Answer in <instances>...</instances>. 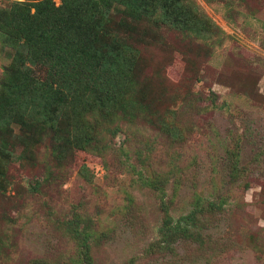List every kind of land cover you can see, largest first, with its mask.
Returning a JSON list of instances; mask_svg holds the SVG:
<instances>
[{
	"label": "rangeland",
	"instance_id": "obj_1",
	"mask_svg": "<svg viewBox=\"0 0 264 264\" xmlns=\"http://www.w3.org/2000/svg\"><path fill=\"white\" fill-rule=\"evenodd\" d=\"M195 1L223 33L162 29L146 39L139 70L146 110L100 122L106 132L95 147H75L62 160L45 144L25 153L14 124L15 185L0 193L7 230L0 264H81L64 228L77 215L108 234L94 250L97 262L124 264L155 237L163 203L178 215L196 196L218 193L230 212L216 222L206 253L182 243L185 262L264 264V0ZM4 56L0 46V79ZM32 70L45 79L46 68ZM135 98L128 113L138 109ZM35 179L43 182L39 193L29 192Z\"/></svg>",
	"mask_w": 264,
	"mask_h": 264
},
{
	"label": "trees",
	"instance_id": "obj_2",
	"mask_svg": "<svg viewBox=\"0 0 264 264\" xmlns=\"http://www.w3.org/2000/svg\"><path fill=\"white\" fill-rule=\"evenodd\" d=\"M162 29L197 37L223 33L195 0H10L0 5V46L9 59L0 79V191L15 185L10 173L15 150L8 141L14 124L24 132L18 137L25 153L45 144L53 158L62 160L75 147H95L106 132L100 122L111 123L118 113L126 118L144 112L142 46ZM32 65L46 68L45 79L34 76ZM132 95L139 105L128 113ZM42 186L35 179L29 192L39 193ZM226 199L222 193L202 194L178 215L163 203L155 237L124 264H170L176 256L187 264L182 243L206 253L219 233L216 222L230 212ZM64 228L80 263L99 264L94 250L108 234L100 233L90 216L77 215ZM5 230L0 226V250Z\"/></svg>",
	"mask_w": 264,
	"mask_h": 264
}]
</instances>
